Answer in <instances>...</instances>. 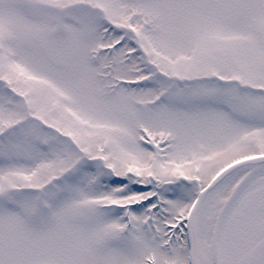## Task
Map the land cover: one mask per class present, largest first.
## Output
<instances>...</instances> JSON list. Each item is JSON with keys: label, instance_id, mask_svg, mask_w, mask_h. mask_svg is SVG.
Returning a JSON list of instances; mask_svg holds the SVG:
<instances>
[{"label": "rangeland", "instance_id": "374dc122", "mask_svg": "<svg viewBox=\"0 0 264 264\" xmlns=\"http://www.w3.org/2000/svg\"><path fill=\"white\" fill-rule=\"evenodd\" d=\"M260 155L264 0H0V264H189L197 192Z\"/></svg>", "mask_w": 264, "mask_h": 264}, {"label": "flooded vegetation", "instance_id": "af4514ba", "mask_svg": "<svg viewBox=\"0 0 264 264\" xmlns=\"http://www.w3.org/2000/svg\"><path fill=\"white\" fill-rule=\"evenodd\" d=\"M134 45H138V47H140L141 43L139 38L137 39L136 43H134ZM142 47L143 46H141V48ZM149 52H151V50H148V53ZM159 57L163 58L161 55H159ZM161 62L165 63V60L162 61L158 60V63ZM161 76H164V73L158 72V77ZM175 118H173V120H182V118L180 117L176 119ZM185 120L187 122L188 118L185 117ZM203 124L200 123L199 125L202 126L201 129L204 131ZM175 129H177V126L175 127ZM262 179L264 180V176L261 177V180ZM259 182L260 181L258 182L255 181L256 184ZM263 195H264V189L258 188L254 196L252 197L251 195L249 199L250 200L249 203H247V206L244 208L243 212L239 215L237 221V226H239L241 228V231L244 233L246 237L244 240L247 243V245L245 244L246 246L239 252V256H241V260H242L241 264H264V197ZM247 210H250L251 213H246Z\"/></svg>", "mask_w": 264, "mask_h": 264}, {"label": "bare ground", "instance_id": "6f19581e", "mask_svg": "<svg viewBox=\"0 0 264 264\" xmlns=\"http://www.w3.org/2000/svg\"><path fill=\"white\" fill-rule=\"evenodd\" d=\"M264 174V167L260 169H244L231 175L220 186L214 189L206 198L199 217L198 264H217V248L212 235L207 237L208 230L217 228L218 211L227 199L222 192L230 182H243L249 178Z\"/></svg>", "mask_w": 264, "mask_h": 264}, {"label": "water", "instance_id": "95a60500", "mask_svg": "<svg viewBox=\"0 0 264 264\" xmlns=\"http://www.w3.org/2000/svg\"><path fill=\"white\" fill-rule=\"evenodd\" d=\"M264 167V155L256 156L236 162L222 172H220L202 191H199L187 217V242L189 264H198V225L200 212L207 196L224 180L232 174L246 168ZM237 191L232 192L226 202L223 204L220 215L226 210L232 200L235 198ZM219 263V262H218ZM220 264V263H219Z\"/></svg>", "mask_w": 264, "mask_h": 264}]
</instances>
